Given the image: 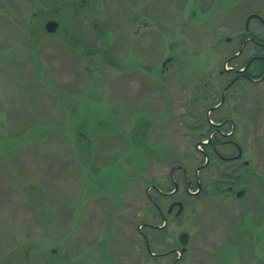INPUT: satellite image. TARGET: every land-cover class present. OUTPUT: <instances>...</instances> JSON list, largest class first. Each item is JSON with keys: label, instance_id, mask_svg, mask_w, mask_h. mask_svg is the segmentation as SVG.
Instances as JSON below:
<instances>
[{"label": "rangeland", "instance_id": "1", "mask_svg": "<svg viewBox=\"0 0 264 264\" xmlns=\"http://www.w3.org/2000/svg\"><path fill=\"white\" fill-rule=\"evenodd\" d=\"M256 3L0 0V264H264V81L225 40Z\"/></svg>", "mask_w": 264, "mask_h": 264}, {"label": "flooded vegetation", "instance_id": "2", "mask_svg": "<svg viewBox=\"0 0 264 264\" xmlns=\"http://www.w3.org/2000/svg\"><path fill=\"white\" fill-rule=\"evenodd\" d=\"M257 8L253 10L252 12H249L245 16V30L238 31L232 34V37H227L226 43L233 45V50L236 52L235 57L240 56L242 53H246L247 58L243 62V70L237 71L239 74H237V80H244L249 83H258L261 81H264V0H257ZM232 69V68H229ZM234 70V69H233ZM235 71V70H234ZM235 75V74H234ZM234 78V77H233ZM235 81V79H233ZM233 80H230L229 83H234ZM242 84V83H241ZM223 123V122H221ZM221 123L219 125H221ZM220 135L227 136L220 132ZM228 137V136H227ZM210 147L213 146V140L208 141ZM227 144L233 145L237 150L236 155H228L224 156L222 154H218V158L226 163L227 165L231 166V173L234 171H237L240 169L241 165L247 166V162H243V149L242 147L237 143H229L228 141L218 140L215 147L212 148L216 151V146H227ZM185 173V172H184ZM238 176L230 175V172L228 175H222L219 177V179L216 181L218 183V188L222 190V193H226L227 196H230L232 194H235L237 198H240L244 195L243 192H235L236 186H238ZM196 184L193 187V184L191 183V180L188 178V174L184 175V182L186 186V194L190 193L192 191V188L198 187L201 188V182L196 177ZM158 190H156L157 192ZM160 191V190H159ZM199 193V190H197ZM162 195L163 193L160 192ZM239 193H241V196H239ZM173 194V193H172ZM172 194H167L168 196L172 197ZM181 202H178L176 200H169L166 205V215L165 216H177L179 215V212H181L184 208L183 204L182 206L178 205ZM164 209V208H163ZM158 210L161 214L162 208L159 206Z\"/></svg>", "mask_w": 264, "mask_h": 264}, {"label": "water", "instance_id": "3", "mask_svg": "<svg viewBox=\"0 0 264 264\" xmlns=\"http://www.w3.org/2000/svg\"><path fill=\"white\" fill-rule=\"evenodd\" d=\"M44 29H45V32H47L50 35H53L59 29V24L56 21H49L46 23ZM239 196H241V193H239ZM178 205L182 206L181 203ZM179 241H180V244L182 245V247H184L183 252L185 253L187 251L186 247L189 244V235L186 233L181 234Z\"/></svg>", "mask_w": 264, "mask_h": 264}, {"label": "trees", "instance_id": "4", "mask_svg": "<svg viewBox=\"0 0 264 264\" xmlns=\"http://www.w3.org/2000/svg\"><path fill=\"white\" fill-rule=\"evenodd\" d=\"M218 142V139L217 140H213V147H215L216 143Z\"/></svg>", "mask_w": 264, "mask_h": 264}, {"label": "bare ground", "instance_id": "5", "mask_svg": "<svg viewBox=\"0 0 264 264\" xmlns=\"http://www.w3.org/2000/svg\"><path fill=\"white\" fill-rule=\"evenodd\" d=\"M228 68H230V67H228Z\"/></svg>", "mask_w": 264, "mask_h": 264}]
</instances>
